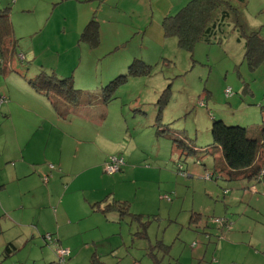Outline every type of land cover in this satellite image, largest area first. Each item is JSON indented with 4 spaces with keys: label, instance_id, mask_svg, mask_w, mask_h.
I'll list each match as a JSON object with an SVG mask.
<instances>
[{
    "label": "rangeland",
    "instance_id": "obj_1",
    "mask_svg": "<svg viewBox=\"0 0 264 264\" xmlns=\"http://www.w3.org/2000/svg\"><path fill=\"white\" fill-rule=\"evenodd\" d=\"M55 1L0 0V7L12 6L17 43L9 68L0 74V96L8 93L10 102H14L0 100V161L5 154L21 156L22 150L29 166L55 165L53 162L60 159L69 170L81 159L75 160L76 154L66 146L63 135L51 134L50 123L58 117L52 114L49 103L31 93L29 81H36L41 72V76L60 79L77 67L75 74L84 83L74 78L73 84L85 93L99 94L117 76L127 73L133 58L143 57L153 67L151 75L129 77L116 89L112 102L96 108L98 113L108 110L107 125L113 130H120L121 121L123 132L128 134L124 142L125 133L110 137L117 144L108 152H132L137 173L118 174L120 183L111 192L118 200L129 202V212L137 218L108 223L101 214L83 217L63 236L79 231V244L84 247L60 263L43 238L46 234L55 238L57 234L45 207L51 191H39V237L4 259L2 250L13 234L3 229L9 222L2 219L0 264H154L153 259L160 264H217L213 260L217 261L220 250L230 245L241 250L247 245L250 249L243 258L245 263H237L241 254L236 251L233 264H249L250 258L255 264H264V172L260 182L208 180L205 175L211 173V159L199 154L187 156L173 143L179 137L203 151L211 144L213 120L260 131L264 127V64L255 70L249 68L244 60V41L232 27L229 36H220V44L199 42L191 52L179 48L176 38H165L155 29L156 19L168 11L166 0L151 4L147 0L130 12L127 9L122 23L105 30L99 39L101 46L90 48L82 42L73 47L89 22L93 10L89 8H96L99 0L57 7L48 18ZM147 5L152 6L149 12ZM237 8L248 26L257 28L264 38V0H246L244 7ZM149 21H153L150 26ZM145 26L144 35L133 34L132 28ZM120 42L128 43L115 54L104 55ZM123 68L125 71H119ZM168 85V101L159 109L157 102ZM227 89L232 92L229 97L225 96ZM6 106L13 115L4 122L1 114ZM37 112L51 119L41 122L35 116ZM102 157L97 152L92 161ZM107 157L109 160L112 156ZM198 159L201 165L196 163ZM102 172L109 175L104 166ZM83 174L76 179H82ZM63 193L58 189L59 198ZM79 199L83 201L82 195L78 202L66 203L65 211L84 214L85 206ZM36 212L32 210V214ZM219 260L218 264H232Z\"/></svg>",
    "mask_w": 264,
    "mask_h": 264
},
{
    "label": "crops",
    "instance_id": "obj_2",
    "mask_svg": "<svg viewBox=\"0 0 264 264\" xmlns=\"http://www.w3.org/2000/svg\"><path fill=\"white\" fill-rule=\"evenodd\" d=\"M89 1H95V0H57L54 2L55 4L51 5V8H49L50 13L48 14V18L51 17L53 11L57 7L58 8L63 6L73 7L83 2L85 3ZM189 1L190 0H166L168 11L164 12L165 14L163 13L162 16L163 18L160 16V19H162L160 24H159L160 19L159 20L156 19L155 21L156 22L155 29H157V31L161 33V36H163V29H162L163 19L167 16L175 15ZM152 2H154V0L148 1V3L150 4ZM145 3H147V0H99L98 6L96 8L94 7L89 8V9L93 8V10L91 11L88 20L90 22L92 19H94L98 23L99 39H101L103 37V34L105 33V30L108 31L113 26L119 25L118 22L122 23L123 20L121 19V17L124 18V13H127V9H129L130 12L131 10H133V8L136 9L138 5H143ZM150 6L151 5H147L148 12L152 7ZM23 12L25 13L26 11ZM72 13L74 14V12ZM86 14H89L88 11ZM75 15H77V13H75ZM152 15H154V9H153V14L151 13L150 18L152 17ZM10 20L13 27L12 6L10 12ZM152 22L149 21L150 24L148 26H150ZM85 26L81 30V33L79 32L80 33L79 38H76L78 39V42L73 47H77L79 46L80 43L83 42L81 41V34ZM148 26H145V28H141V27L132 28V31H134L133 34L144 35L147 31ZM13 34H14V28H13ZM99 42H100L99 46H101V40ZM125 42L124 43L120 42L119 44L112 46L104 55L109 56L115 54L119 49L124 48L127 45L128 42L126 44ZM85 45L89 47L87 43H85ZM135 59L141 60L143 63L150 66V64L145 62L143 57L133 58L131 62L134 61ZM72 69L73 70H71V73L69 71L68 74H66V76H61L60 79H70L73 87L75 86L73 84L74 78H75V82L81 84L84 83L80 81L82 77L78 78L77 74H75L77 67H73ZM123 70L124 68L119 71H123ZM74 88L78 89L79 87L75 86ZM81 91L85 92L84 90ZM33 94L36 98H38L42 102L49 103L41 95L35 94L34 92ZM2 99L7 100V103H14V102H10V99L12 98L8 93L7 96L3 95ZM97 107H102V105L83 106L74 111H71L70 116H66V117L58 116L57 113L54 112L53 109L50 107L52 110V114H55L58 117L56 121L50 123L49 128L51 134L53 132H56L57 134L63 135L66 138L64 140L66 146H68L69 149L71 148L72 150H74L76 154L75 160H78L79 158L81 159V161L74 162V166H71L69 170H67L66 166H64V164L60 162V159L58 161H54V162L52 161L53 163H55V165L40 164V163L39 165H36L30 163L29 166L27 165V163L25 164V160L23 158L24 155L21 148H18L21 150V156L18 157L12 156L15 157L12 158L5 154L4 158L0 161V224L2 219L8 221L9 226L2 228L6 232L13 234L12 236H9L12 240L7 242V244L4 246L2 250V254L5 247L10 244L17 249L15 252L17 253L18 249L20 250L22 247H25L27 244H29V241H34L35 237L36 238L39 237V226L42 227L39 220V191H46V192L51 191L50 198L46 199L47 204L45 207L49 218L52 219L53 221V227L57 232V234H55L56 237L55 238L52 237V239L57 246L69 250L70 253L69 258L78 254L79 253L78 249L83 248L84 246L82 247L79 244V241L82 240L81 233L79 231L73 230L74 232L71 235L63 236L65 235L64 234L65 232L73 228V226L77 222L82 221L83 217L85 216L88 217L89 214L96 213L104 216V214L100 212V209L103 208L106 205V203H110L112 201L127 202V201L118 200L119 198L117 199V196H115V194L111 191L113 187H117L118 184L120 183L121 178L118 176V174L123 173L124 176V174H128L136 170L135 167L137 166L135 165V160L132 159L133 153L127 152L126 150L124 152L116 151L114 153L108 151L111 150L112 146L117 144V142L115 140H111L110 137H114V136L119 137V135L121 134L123 135V133H125V136L122 139L124 142V138L127 137L128 134L126 132H123L124 131L122 127L123 123L121 121L120 124L118 125L120 126L119 131L113 130L110 124L107 125L109 122L108 110L103 109L98 113L96 111ZM9 110L10 108L6 106L4 112L1 114L2 120L4 122L12 118L13 114L9 112ZM5 111H8V113L7 112L5 113ZM35 116L39 118L41 122L42 121L46 122L51 119L50 115L48 117L43 116V112H41V114L37 112ZM99 118L101 121L98 120ZM117 120H119L118 116H117ZM13 134L16 135L15 130H13ZM4 144L2 145L3 148L5 147ZM19 144L20 143L18 142V146ZM97 152L100 153L101 156L103 157L101 159H96L92 161L93 154ZM107 155L110 156L116 155L122 157L123 159L125 158L127 160V166L125 165L123 172L121 170V172L117 173V175H111V176L109 175L107 176L102 172V167L104 166L105 168V164L107 162V158H108ZM128 158H130L131 161H129ZM84 159H86V162H83ZM131 163H133L134 165H131ZM47 165H49V167ZM81 174H83L82 179L77 180L76 177ZM133 180L137 181L136 179ZM61 183L63 185V190H61ZM58 189L59 191H61V194L64 192L63 195L60 196V198L58 197L57 194ZM80 195H82L83 201L82 199L79 200L81 204L82 205L84 204L85 206V208L83 207L84 214H82V212L81 213L79 212L70 215L68 211H65V204L72 203L74 201L78 202V196ZM52 205H55V207L52 208ZM94 205L96 206L94 207ZM32 210H38V213L36 212L32 214ZM108 213L111 215V217L109 218L111 220H115L116 218L115 212L111 211ZM77 214H82V215L75 217V215ZM105 222L118 223V221H110L106 218H105ZM63 229L64 231L61 232ZM2 233L3 231L1 230L0 227V234ZM49 246L52 248L51 245ZM239 247L240 246L230 245L229 249L222 248L220 250L219 259H223V263L227 262L233 264V262L231 261H233L234 258L236 259V251H237L240 252L241 261H242V262L238 261L237 263H243V262L245 263V260H243V258L245 259V257L250 254V249L247 245L245 247L242 246V250L239 249ZM13 255L14 253L7 258L12 257ZM219 259L217 261L213 260V262H217L218 264V262H220ZM249 260L250 261H247V263L255 264L252 258H250Z\"/></svg>",
    "mask_w": 264,
    "mask_h": 264
},
{
    "label": "trees",
    "instance_id": "obj_3",
    "mask_svg": "<svg viewBox=\"0 0 264 264\" xmlns=\"http://www.w3.org/2000/svg\"><path fill=\"white\" fill-rule=\"evenodd\" d=\"M245 2L246 0H190L175 15L163 19V36L176 38L179 48L191 52L196 43L219 42L220 44V36L227 37L235 31L238 38L244 41V60L251 70H255L264 64V38L260 36L257 28L248 26L242 10L237 8L239 5L244 7ZM10 12V4L0 7V74L5 73L6 69L9 68V59L16 53L15 49L17 48ZM231 27L233 31H231ZM81 41L87 43L90 48H95L99 44L98 23L94 19L85 26L81 34ZM151 69H153L152 66L135 59L128 66L127 73L117 76L106 87H103L99 94L94 95L75 89L70 79H55L53 76L44 77L41 76L43 73L39 74L40 76L36 81H29V84L32 92L45 98L58 116L66 117L70 116L71 111L83 106H107L116 98L115 92L119 85L126 82L129 77L149 76ZM169 87L170 85L160 95L157 102L159 109L168 101ZM227 90L229 93L226 94L225 91V96L229 97L232 92L230 89ZM0 100L5 101L1 96ZM159 132L162 133L163 129ZM210 136L211 144L203 151L179 137L175 138L173 143L177 149L181 148L183 154L187 156L199 154L202 155V158L209 157L211 159V173L206 174L205 179L261 181L262 172H264V127L257 132L242 126H229L221 120H213ZM112 158L121 160L122 164L119 165L116 173L109 175L120 173L125 165L124 159L116 155L110 157L106 164L110 163ZM199 161L201 160H196V163L201 165ZM111 211L116 214L115 220L109 218L108 212ZM100 212L110 221L119 222L125 217H130L133 221L137 218L129 212L128 202L112 201L106 203ZM47 235L52 239L50 234L44 235L43 238L45 239ZM45 242L47 244L46 240ZM16 250L10 244L5 247L2 256L7 258ZM150 255L152 256V254ZM153 260L154 264H160L156 259Z\"/></svg>",
    "mask_w": 264,
    "mask_h": 264
},
{
    "label": "built area",
    "instance_id": "obj_4",
    "mask_svg": "<svg viewBox=\"0 0 264 264\" xmlns=\"http://www.w3.org/2000/svg\"><path fill=\"white\" fill-rule=\"evenodd\" d=\"M20 60H24V56L22 54L18 55ZM229 93V90H226V94ZM200 104H202V102H200ZM122 164V161L116 158H112L111 162L106 164L105 166V171L108 174H113L116 173L119 169V165ZM45 240L47 241V244L52 246V250L54 251V253L57 255L59 262H64V260L70 255L69 250L64 249L62 247H59L55 244V242H53V240L51 239L50 236H46Z\"/></svg>",
    "mask_w": 264,
    "mask_h": 264
}]
</instances>
